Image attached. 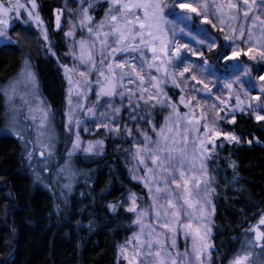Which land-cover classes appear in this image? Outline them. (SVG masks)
Listing matches in <instances>:
<instances>
[{
    "label": "snow or ice",
    "instance_id": "1",
    "mask_svg": "<svg viewBox=\"0 0 264 264\" xmlns=\"http://www.w3.org/2000/svg\"><path fill=\"white\" fill-rule=\"evenodd\" d=\"M29 2L31 9L37 8L36 0H29ZM84 2L85 0H80L82 6L78 12L79 19L77 24L72 26L73 29L77 27L83 29L87 34L76 41L72 52L73 57L84 68L76 69L77 79L74 81L72 76L68 75L73 69L67 65L63 66L70 85L69 95L71 96L74 86L78 97H81L83 101L78 103L77 107L84 109L88 101V93L93 91L92 85L95 84L99 89L95 93L96 101L93 102V107L86 108L92 116H96L94 107L102 97L118 96L122 101L127 99L129 119L150 123L156 137L153 139L147 132L141 130L143 143L135 144L134 156L146 172L147 178L144 182L148 188L151 204L147 208H140L135 194H132L131 207L127 210L136 213L133 223L139 226V232L133 233L132 239L126 241L121 251L128 253L125 256L128 264H197V262L204 264V253L207 252L209 258L211 255L212 245L206 241L211 232L210 217L215 212V206L209 197L211 177L207 161L215 152L217 138L223 136L229 141L238 143L240 137L233 132H224L217 126L216 121L226 118L219 116V111L222 109L217 105H207L206 101H202L195 94L190 98L182 95L179 104L187 107L188 111L181 113L176 102H168L170 97L162 87L169 80L172 84L179 86V78H183L186 85H191L193 92L211 94L208 83L198 78L196 74L198 66L181 58V49H187L193 55L201 57L204 56V52L193 50L174 38L171 41L168 39V32L175 31L176 24L174 21L167 20L165 9L169 5L164 0H106L108 8L98 21L89 11L93 8V4L89 3L87 7H84ZM176 6L173 4L172 8ZM178 7L186 10L185 19H191L188 13H195L203 22L225 33L224 41L248 42L250 47L247 52L251 53L255 50L257 53L250 59L264 60V17L260 14L264 11V0H193V3H185L181 0ZM26 8L27 6L20 0H0V37L20 48L23 47L21 41L12 40L7 28L10 15L15 14L19 17L20 10ZM63 11L64 9L56 10L55 27L57 29L60 28ZM27 14L36 22L37 27L43 24L38 12L34 15L31 10H28ZM213 19L217 23H213ZM168 23L173 25L172 29L164 27ZM179 30L184 31L183 28ZM65 35L75 38L72 29ZM42 36L45 41L49 40L46 29H42ZM200 43L204 44L206 41L202 40ZM170 44L171 47H169ZM48 47L51 51L50 43ZM216 47L218 45L214 39L207 42L208 51ZM226 47L229 50L217 53L218 59L230 61L240 52L245 51L243 48L232 47L231 44ZM146 52L151 53L150 59L145 55ZM172 53H175V56ZM52 54L55 56V52ZM206 65L205 59L199 67L206 70ZM152 69L160 75H152ZM93 72L96 74V79H93ZM251 72L250 67H244L243 72L235 74L232 81L225 83L224 87L229 90L233 89L234 85L243 88L241 78L249 76ZM18 75L19 79L12 82L6 93L10 100L18 94L16 84L27 81L35 85V74L29 60H23V68ZM257 79L264 81V75H260ZM129 85H136V87H129ZM196 85L201 87L197 89ZM261 91L264 93V84H261ZM216 99L221 104L225 103L220 96H216ZM236 99L239 106L241 103L239 95ZM253 99L261 102L262 96L257 95ZM141 102L148 109H154L160 105L162 109L171 110L158 129L156 124L151 123L145 116L138 115ZM69 103L71 104V99ZM108 106L112 107L111 104ZM257 107L260 112H264V102L258 103ZM248 108H252L251 101L248 102ZM196 109L199 111L197 112ZM208 109L213 110L212 118L209 116ZM120 111V107L112 108L113 118ZM260 112L256 113V119L264 120V115ZM29 113L31 120L38 121V137L44 135L40 129L47 124L46 109L44 107L33 109L29 106ZM69 119L71 121V115ZM231 122L235 123V115L231 117ZM76 124L79 125V121H76ZM103 127L108 128L109 125L105 123ZM112 127L119 131L118 124H113ZM126 131L128 135H132L131 129L126 128ZM192 133H196L194 138ZM15 134L23 139L21 132H15ZM247 143L250 144L251 141ZM79 145L80 139L77 134L73 149L75 150ZM41 148H49V145L41 144ZM92 150L93 144L89 142L86 151ZM51 154L49 150L48 155L51 156ZM27 155L31 161L32 152H28ZM39 155L44 157L45 152L41 150ZM65 187L70 188V185ZM110 207L115 209L114 205ZM182 212L187 213L185 217L187 222L182 224L185 237L187 238L189 233L192 234L191 254H194L195 259L191 261L188 258L191 254L187 248L184 252H180L176 243L177 227L180 225ZM193 219L197 220L196 225L192 223ZM261 225H264V217H261L258 225L250 230L254 234V239L247 241L246 246H242L241 251L233 257L230 264H250L253 249L264 250V230H261Z\"/></svg>",
    "mask_w": 264,
    "mask_h": 264
},
{
    "label": "trees",
    "instance_id": "2",
    "mask_svg": "<svg viewBox=\"0 0 264 264\" xmlns=\"http://www.w3.org/2000/svg\"><path fill=\"white\" fill-rule=\"evenodd\" d=\"M60 2L38 0L55 56L40 51L37 57L35 45L19 36L16 39L22 48L12 44L0 47V264H118L120 248L133 231L132 214L123 201L130 193L147 197L143 186L128 175L126 153L118 148L121 142L109 136L99 155H77L74 163L82 173L81 181L62 204L55 192L35 180L21 140L5 131L7 110L2 88L27 59L50 106L59 134L60 157L68 147L64 44L62 32L55 27ZM22 27L31 30L30 26ZM217 40L218 48L207 57L220 68L217 53L225 48L222 40ZM224 127L241 142L220 140L210 163L216 180L213 264H228L245 233L264 217V120L238 113L235 123H225Z\"/></svg>",
    "mask_w": 264,
    "mask_h": 264
},
{
    "label": "rangeland",
    "instance_id": "3",
    "mask_svg": "<svg viewBox=\"0 0 264 264\" xmlns=\"http://www.w3.org/2000/svg\"><path fill=\"white\" fill-rule=\"evenodd\" d=\"M20 2L25 4L27 8L20 10L19 17H17L15 14L10 15L9 27L7 28L8 35L12 38V40H17V36L21 37L23 40H26L28 38L29 42L35 45L33 47H35L34 50L37 57L41 56V52H45L48 55H53L52 47L51 51L48 47L50 40L45 41L42 36V29H46V27L44 20L41 17L38 0H36V9L30 8L29 0H20ZM164 2L169 5V7L165 9V16L167 17V20L170 22L174 21L176 24V30L168 32V39L171 41L174 38L181 44L188 45V47L193 50L204 52V56L201 57L193 55L192 52L187 51V49H181V58L184 61H191L193 64L197 65L198 67L196 68V74L198 78L205 80V82L208 83L209 87L211 88V94L193 92L191 89V85H186L183 82V78H179V86L172 84L169 80L168 83L162 85L164 91L167 93V96L170 97V101L168 102H176L181 113L188 111L187 107L179 104V99L182 95L186 98H190L191 95L195 94L202 101H206L207 105H217L218 108L222 109L221 111H219V116L222 118L226 117L225 119H220L219 121H216L217 126L220 128V130L224 132H229L225 129L224 124L231 122V117L233 115L236 116L238 113L252 114V116L256 119V113L260 112V109L257 107V104L264 102V93H262L261 91V84H264V81H260L257 79L260 75H264V60H260L258 58L254 61L250 59L252 55H257V53L255 52V50L251 53L247 52V49L250 47V44L248 42L224 41L223 35L225 33H221L218 31V29L212 28L211 25L207 24L206 22H203L197 14L188 13V15L191 16V19H185L184 13L186 12V10L179 9L178 7V3L181 2V0H164ZM182 2L193 3V0H182ZM89 3L93 4V8L89 10L90 14L93 15L95 20H100L104 16V13L108 8L106 0H85L83 6L87 7ZM173 4H176L177 6L175 8H172ZM81 6L82 5L80 3V0H61L59 7V9H64L61 15V25L58 30L62 32L63 37L64 50L62 53V58L64 64L62 65V70L67 85L66 113L64 118V126L67 135L68 147L65 149L63 156H59V134L54 123L50 106L47 104V102L42 96L39 78L30 60L29 62L31 64L32 71L35 74V85H33V83L31 82L21 81L20 83L15 85L18 93L17 95L13 96L11 100L6 95V93L10 89V86L12 85V82L14 80L19 79L18 74L23 68L22 64V67L20 68L18 73L14 75L2 88V92L5 95L7 110V121L5 131L21 140L25 148L26 155L28 154V152H32V160L30 161L28 159V155L26 156V158L28 164L30 165L31 172L35 180L39 184L44 186L46 189L55 192L62 204L67 202L68 196L74 191V187H76L78 181H81L80 176H82V173H79L74 163L77 155L80 154L85 157L99 155L100 152L105 148L106 138L112 136L114 139H117L121 142V145L118 148H121V150L126 153L128 175L133 181L141 184L146 190L147 197L135 194L137 204L140 208H147L148 205L151 204V199L150 195L148 194V188L145 186L144 182V180L147 178L146 172L144 170L143 165L138 164L134 153L135 144L143 143V134L141 130L147 132L148 135L152 136L153 139L156 138L153 134V130L151 129V124L145 123L143 120H139L138 122L131 121L129 119L128 100L124 99L122 101L121 98L118 96L111 98L102 97L100 101L95 104L94 107L96 116L90 115L86 111V108L93 107V102L96 101L95 93L98 92L99 89L95 84L92 85L93 91L91 93H88V101L85 104L84 109H80L77 107V104L82 103L83 101L81 97H78L74 86L71 96L69 95L70 85L63 66L67 65L70 69H73V71L68 73V75H71L74 81L77 79L76 69L82 70L84 68V66L80 65L79 61L76 60L72 55V52L74 51L73 45L76 44V41H78V39L82 35H87L86 32L79 27L75 29L72 28V26L74 24H77L78 22V12ZM28 10H31L34 15L37 12L39 13L40 18L43 21V24L40 27H37L36 22L28 17ZM56 14L57 13H55V17ZM260 14L262 17H264V11H262ZM213 23H217V21L213 19ZM25 25L30 26L31 30L22 27ZM164 27L172 29L173 25L171 23H168L164 25ZM180 28H183L184 31H180ZM70 29L74 31L75 38H71L65 35V33L68 32ZM213 31L218 32L219 36ZM189 33H191V35H189ZM218 38L221 39L223 42L225 48L224 51L229 50L226 47V45L228 44H231L232 47L245 49L244 52H240V54L233 60L224 61L218 59L220 68H217L215 64L211 61V58L207 57V53L210 52L207 50V42H210L214 39L218 45ZM202 40L206 41V43L201 44L200 41ZM9 44H11L9 41L0 37V47L8 46ZM169 47H171V44L169 45ZM145 55L150 59V52H146ZM172 55L175 56V53H172ZM205 59L207 60L206 70L199 67V65H201ZM174 63L178 62L174 61ZM244 67H250L252 69V72L249 76H242L241 83H243V88H239L236 85H234L233 89L231 90L225 88L224 84L231 82L235 74L242 73ZM151 73L152 75L156 76L160 75L155 71V69H152ZM92 76L93 79H96V74L94 72L92 73ZM192 84H195V82H192ZM129 87L135 88L136 85H129ZM199 87L201 86L196 85L197 89ZM182 89L184 90L182 91ZM172 92L174 94H172ZM237 95H239V99L241 101L239 106L237 105ZM257 95L262 96L261 102H257L255 99H253ZM21 96H23V99H21ZM216 96H220L221 100H223L225 103L221 104V102L216 99ZM69 99H71V104L69 103ZM24 101H26L27 103H25ZM249 101H251L252 104L251 109L248 108ZM109 104H111V108L108 106ZM29 106H31L33 109L37 107H44L48 113L46 127L40 129V131L44 133V135L42 136L38 137V121H33L30 119L31 114L29 113ZM115 107H120L121 111L117 113L113 118L112 108ZM241 109H243V111H241ZM170 111V109H162L160 105H157V107L154 109H148L141 102V106L138 109V115L145 116L151 123L156 124L158 129L164 123V118L170 114ZM196 111L198 112L199 109H196ZM208 112L210 118H212L213 110L208 109ZM101 113H104L106 115L102 116L100 115ZM35 114L39 115L38 113ZM260 114L264 115V112H260ZM70 115L71 121L69 119ZM76 121H79V125L76 124ZM105 123L109 125L108 128L103 127V124ZM113 124L119 125V131H116L115 128L112 127ZM126 128L132 130V135L127 134ZM15 132H21L23 135V139L18 137ZM202 132L203 128L201 127V134ZM77 134L79 135L80 145L74 150L73 144L76 141ZM195 135L196 133H192L193 138L195 137ZM220 140H223L228 143H233V141H229L222 136L217 138L216 145ZM99 141H102L103 143L99 144ZM89 142H92L93 144V150L91 152L86 151ZM240 142L241 141H239V143ZM41 144H48L49 148L42 149ZM41 150L45 152L44 157H41L39 155ZM49 150L52 153L51 156L48 155ZM69 153H71V155H69ZM212 159L213 155L211 159L207 161V168L211 177L209 197L211 203L215 206L214 196L216 180L214 179L213 172L210 169V163ZM61 169H64V171H61ZM37 176H39V179H37ZM82 180L84 181V179ZM65 185H70V188L65 187ZM132 194L133 193L126 195L123 201V206L126 210L131 207L130 198ZM130 213L132 214V221L130 223L133 231L131 236L126 241L132 239L133 233L139 232V226L133 223V221L136 219V213ZM214 215L215 212L212 213L210 217L211 222L209 224V227L211 229V232L208 235L206 241L207 243L212 245L210 249L211 255L209 258L207 252L204 253V264H213L214 245L212 237L214 233ZM186 216V212L181 213L180 225H178L177 227L176 243L177 248L180 252H184L187 248L188 252L191 254L192 234L189 233L186 238L184 229L182 227V224L187 222V220L185 219ZM192 223L196 225L197 220L193 219ZM258 223L259 221L253 224V226L245 233L242 243L236 254L241 251L242 246H246L247 241L254 239V234L250 230L253 229L254 226L258 225ZM260 227L261 230H264V225H261ZM168 239L170 242V237ZM126 241L122 246L126 245ZM121 248L119 251L118 264H128V260L125 258L128 253H122ZM233 257L228 262V264H230ZM188 258L190 261L194 260V254L189 255ZM197 264H199V262H197ZM250 264H264V250L260 248H254L253 255L250 258Z\"/></svg>",
    "mask_w": 264,
    "mask_h": 264
}]
</instances>
